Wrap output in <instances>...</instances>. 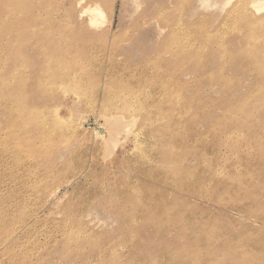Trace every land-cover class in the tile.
<instances>
[{
	"label": "rangeland",
	"instance_id": "374dc122",
	"mask_svg": "<svg viewBox=\"0 0 264 264\" xmlns=\"http://www.w3.org/2000/svg\"><path fill=\"white\" fill-rule=\"evenodd\" d=\"M256 3L0 0V264H264Z\"/></svg>",
	"mask_w": 264,
	"mask_h": 264
},
{
	"label": "bare ground",
	"instance_id": "6f19581e",
	"mask_svg": "<svg viewBox=\"0 0 264 264\" xmlns=\"http://www.w3.org/2000/svg\"><path fill=\"white\" fill-rule=\"evenodd\" d=\"M257 4V3H256ZM259 6L261 7L259 10H263L264 9V3H258ZM258 4L256 6H258ZM253 6L255 5V3L252 4ZM252 6V7H253ZM255 7V6H254ZM263 7V9H262ZM258 8V7H256ZM89 11H91L92 13V17H91V22L93 23V21H95V17L98 15L97 11H98V8L97 7H94L92 9H90ZM258 11V9H257ZM100 13V11H98ZM100 15V14H99ZM97 18V17H96ZM95 19V20H94ZM121 122L118 121V119H111L107 122V125H108V128H106V141H108L109 143L113 142V139L114 138V135L118 134L120 132V130L123 128L122 125L120 124Z\"/></svg>",
	"mask_w": 264,
	"mask_h": 264
}]
</instances>
